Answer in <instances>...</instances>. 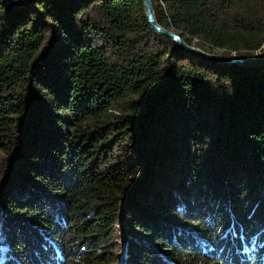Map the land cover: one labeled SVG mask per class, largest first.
Listing matches in <instances>:
<instances>
[{"label":"trees","instance_id":"1","mask_svg":"<svg viewBox=\"0 0 264 264\" xmlns=\"http://www.w3.org/2000/svg\"><path fill=\"white\" fill-rule=\"evenodd\" d=\"M152 2L264 45V0ZM120 204L125 264H264V62L141 0H0V264H116Z\"/></svg>","mask_w":264,"mask_h":264},{"label":"water","instance_id":"2","mask_svg":"<svg viewBox=\"0 0 264 264\" xmlns=\"http://www.w3.org/2000/svg\"><path fill=\"white\" fill-rule=\"evenodd\" d=\"M7 6H11L13 8H20L22 5L31 2L32 0H21L18 3H12L10 0H2ZM145 12V17L147 22L149 23L151 29L154 33L169 38L176 47L181 50L195 54L199 57H202L207 60H211L214 62H219L223 64H238L242 66H254L258 65L264 61V51L257 57L244 56V55H233L230 57L216 55L210 52H207L201 48L191 46L187 44L183 38L179 34H176L165 27L161 26L157 19L154 11V5L152 0H141Z\"/></svg>","mask_w":264,"mask_h":264},{"label":"rangeland","instance_id":"3","mask_svg":"<svg viewBox=\"0 0 264 264\" xmlns=\"http://www.w3.org/2000/svg\"><path fill=\"white\" fill-rule=\"evenodd\" d=\"M12 3H18L19 1L21 0H16L15 2L10 0ZM27 4V3H26ZM25 4V5H26ZM24 6V5H22ZM11 7V6H9ZM13 8V7H11ZM131 39L135 38L134 37H130ZM264 51V45L262 46V49H257L256 52L254 53L255 56H251V57H257L259 56L262 52ZM132 53L130 52V49L129 48H125L123 49V51L116 57L118 59H121L123 56H130ZM215 54V53H213ZM216 55H219V54H216ZM220 56H223V55H220ZM207 60V59H206ZM211 61V60H209ZM214 62V61H213ZM264 62V61H263ZM261 62V63H263ZM219 63V62H218ZM260 63V64H261ZM258 64V65H260ZM258 65H254V66H258ZM253 67V66H252ZM146 145V146H145ZM145 145L143 146V149H145L147 147V144L145 143ZM142 146V145H141ZM149 177L145 180L146 182L150 181L151 179V175H152V172L149 171ZM261 178V177H260ZM262 179V178H261ZM122 204H120V209H119V212H120V220L118 221V228H119V236H117L114 241L117 243V246L119 247V254L117 255V260L118 262L116 264H125V261L124 259H122L121 257V250L120 249H124L125 246H126V243H127V240H128V237H129V231L127 230L129 228V221L127 220V217L126 215L123 213V210H122ZM181 211V210H180ZM181 215H182V212H181ZM124 257V256H123ZM122 262V263H121Z\"/></svg>","mask_w":264,"mask_h":264}]
</instances>
